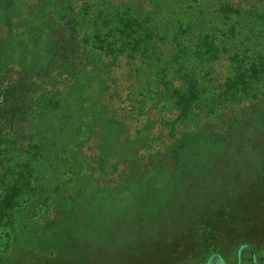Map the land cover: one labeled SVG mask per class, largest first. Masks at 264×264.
<instances>
[{"label":"rangeland","instance_id":"1","mask_svg":"<svg viewBox=\"0 0 264 264\" xmlns=\"http://www.w3.org/2000/svg\"><path fill=\"white\" fill-rule=\"evenodd\" d=\"M253 25L256 37L241 36L252 42L243 67L264 57L261 21ZM258 80L262 98L246 97L245 124L177 159L165 141L180 128L146 122L165 119L159 100L122 143L93 94L36 117L46 143L0 149V264H264V67Z\"/></svg>","mask_w":264,"mask_h":264},{"label":"trees","instance_id":"2","mask_svg":"<svg viewBox=\"0 0 264 264\" xmlns=\"http://www.w3.org/2000/svg\"><path fill=\"white\" fill-rule=\"evenodd\" d=\"M256 21L264 33V0H0V149L22 155L41 147L36 117L91 94L117 143L144 127L142 112L158 100L168 106L165 119L146 122L180 128L165 141V156L224 143L252 114L246 97L262 98L264 57L246 67L238 58ZM92 136L99 146L102 136Z\"/></svg>","mask_w":264,"mask_h":264},{"label":"water","instance_id":"3","mask_svg":"<svg viewBox=\"0 0 264 264\" xmlns=\"http://www.w3.org/2000/svg\"><path fill=\"white\" fill-rule=\"evenodd\" d=\"M219 259V258H218ZM221 261V260H220Z\"/></svg>","mask_w":264,"mask_h":264}]
</instances>
